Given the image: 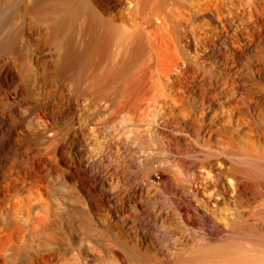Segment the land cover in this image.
I'll return each mask as SVG.
<instances>
[{
	"label": "rangeland",
	"instance_id": "obj_1",
	"mask_svg": "<svg viewBox=\"0 0 264 264\" xmlns=\"http://www.w3.org/2000/svg\"><path fill=\"white\" fill-rule=\"evenodd\" d=\"M31 2L0 0V264H264V0H87L133 43L82 75Z\"/></svg>",
	"mask_w": 264,
	"mask_h": 264
},
{
	"label": "bare ground",
	"instance_id": "obj_2",
	"mask_svg": "<svg viewBox=\"0 0 264 264\" xmlns=\"http://www.w3.org/2000/svg\"><path fill=\"white\" fill-rule=\"evenodd\" d=\"M11 11L12 9L9 12L7 11V13L5 14L6 22L4 28L8 27L11 21H13L12 19L14 17L15 11L13 13ZM26 11H28L30 15H33V17H36L37 20L43 23H47V26L49 28L51 44L53 45L56 53L58 54V59H57V69L59 71L58 73L64 74L66 72L75 70L78 71L80 75H82V73H86L87 71H90L93 68L94 70H97L95 68L99 69L103 60L112 59V56H114L113 54L111 55L112 47H119V49L122 48V50H124V53L127 52L126 49L128 50L132 49V48L131 49L128 48L131 47L130 44L133 43V42L128 43L129 41L130 42L132 41L129 40V38L131 39L130 36H132L129 33V31H131L130 30L131 28L128 26L129 27L128 29V27L125 26L126 24L125 25L123 24L124 26L120 27L118 25L103 21L102 19L99 18V16L93 13V11L90 9V6L88 5L87 0H32L31 5L29 6V8H27ZM78 33L80 34L83 33L88 36L86 42L80 47L79 45H77L78 43L76 42V35ZM14 41L15 40L13 41L9 40L8 42H5V44H0V53L2 51H6L11 48H14L15 47ZM132 54H133V50H132ZM112 65L113 64H111V66L108 65L105 68L102 67L100 71L98 70L99 73H93L92 80L90 81L95 87L98 85L100 86V83L102 82H109L117 78L119 72L115 70L114 66ZM102 66H104V63ZM210 249L208 250L207 248V250L206 249L202 250V253L204 255L207 256L209 255L208 257L205 256L206 259L208 258L211 259L212 256L210 257V254L212 253L211 255H213L214 251L216 250L213 249L214 251H211ZM220 251L221 254H224L222 253V250ZM226 254H230V253H226ZM216 255L217 254H215V256ZM210 259H208V261ZM234 259H235V254H234ZM224 260L225 259H223V261ZM254 260L256 261V259ZM216 261L218 260L216 259ZM257 262H254V264ZM208 263L210 264V262ZM220 264H222V262ZM223 264H227V262Z\"/></svg>",
	"mask_w": 264,
	"mask_h": 264
}]
</instances>
